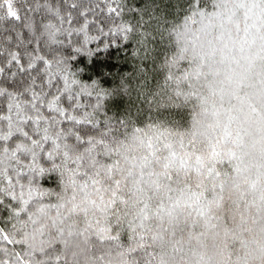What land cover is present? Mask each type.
Returning a JSON list of instances; mask_svg holds the SVG:
<instances>
[{
    "label": "snow or ice",
    "instance_id": "snow-or-ice-1",
    "mask_svg": "<svg viewBox=\"0 0 264 264\" xmlns=\"http://www.w3.org/2000/svg\"><path fill=\"white\" fill-rule=\"evenodd\" d=\"M182 7L165 64L191 70L165 83L191 122L161 131L109 116L103 90L83 104L93 91L70 71L64 24L127 38L121 0H0V21L21 29L0 46V241L22 246L0 248V264H264V0ZM46 172L57 192L40 187ZM209 240L218 261L200 251Z\"/></svg>",
    "mask_w": 264,
    "mask_h": 264
},
{
    "label": "trees",
    "instance_id": "trees-1",
    "mask_svg": "<svg viewBox=\"0 0 264 264\" xmlns=\"http://www.w3.org/2000/svg\"><path fill=\"white\" fill-rule=\"evenodd\" d=\"M186 2L187 0H121L124 11L120 22L130 24L134 28L132 32L127 33V38L115 28L112 29L114 35H106L91 25L81 32L78 24H64V28L73 32L69 51L74 59L69 62L70 71L81 84L87 86V91H93L92 97L82 95L81 102L85 105L94 104V89L103 90L110 93L103 98L109 116L130 120L131 126L134 127L155 123L162 126L161 131L186 130L190 126L193 104L186 103L183 96L177 98L175 86L165 83L169 71L180 74L182 71L191 70L183 60L171 66L165 64L166 58L172 56L174 51L165 29L182 18L185 11L182 5H186ZM205 3L206 11L211 12L213 0H205ZM39 19L37 16L36 20ZM205 23H201L199 17L196 22L189 21L191 41L199 43L196 37L204 39L202 30ZM18 24L17 21H0V46L7 44L6 37L21 30L17 27ZM108 31L107 28L104 29V33ZM211 31L213 35L219 33L218 28ZM181 89L189 90L185 84H181ZM214 99L216 107L220 108L219 96ZM232 103L236 101L233 100ZM223 106L228 107L227 98L223 101ZM208 107L212 108L211 103ZM58 177V173L46 172L39 177L40 187L44 191L57 192L60 185ZM45 201L47 202V198ZM0 219L3 220L0 227L10 230L11 222L7 218ZM0 248H7L14 253L21 251L22 246L0 241ZM200 251L205 260L210 258L218 261L221 258L218 255L219 249L213 247L211 240L208 247ZM3 257L4 253L0 251V258Z\"/></svg>",
    "mask_w": 264,
    "mask_h": 264
}]
</instances>
